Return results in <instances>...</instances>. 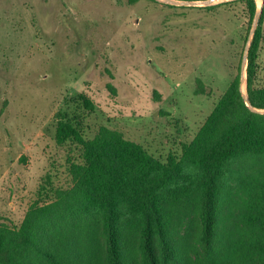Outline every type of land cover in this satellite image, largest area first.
Returning a JSON list of instances; mask_svg holds the SVG:
<instances>
[{"label":"rangeland","instance_id":"rangeland-1","mask_svg":"<svg viewBox=\"0 0 264 264\" xmlns=\"http://www.w3.org/2000/svg\"><path fill=\"white\" fill-rule=\"evenodd\" d=\"M227 1L0 0V224L19 225L52 199L40 194L49 173L54 187L71 184L67 159L80 146L55 142L63 115L85 138L106 126L162 160L180 154L231 80L246 77L261 4L251 21L244 3ZM256 83L264 85V42ZM90 241L104 264L100 225L88 234L75 224L52 242L83 251ZM127 242L139 258L134 230ZM54 255L40 264H67Z\"/></svg>","mask_w":264,"mask_h":264},{"label":"trees","instance_id":"trees-1","mask_svg":"<svg viewBox=\"0 0 264 264\" xmlns=\"http://www.w3.org/2000/svg\"><path fill=\"white\" fill-rule=\"evenodd\" d=\"M237 2L252 21L256 1L226 3ZM263 42L264 0L248 48L245 87L260 110L264 85L256 80ZM54 139L80 146L67 159L71 184L54 187L49 173L40 194L49 191L52 199L32 205L19 225L0 224V264H40L42 256L55 260L56 250L67 264H99L95 242L83 251L76 243L59 249L52 242L75 224L88 234L101 226L104 264H264V112L246 104L239 75L180 154L166 160L106 126L85 138L79 121L64 115ZM133 230L139 258L127 242ZM187 248L193 261L182 252Z\"/></svg>","mask_w":264,"mask_h":264},{"label":"water","instance_id":"water-1","mask_svg":"<svg viewBox=\"0 0 264 264\" xmlns=\"http://www.w3.org/2000/svg\"><path fill=\"white\" fill-rule=\"evenodd\" d=\"M172 3H184V4H190V3H194L192 1H187V0H168ZM210 1H214V0H210ZM261 7H262V0H261V5L259 6V11L257 12L256 16H255V21L253 23V28H252V33H254V30H255V27H256V24H257V20H258V17H259V12L261 10ZM249 44H247V46L245 47L244 49V57H243V66H244V63L247 61V55H248V48H249ZM243 83L246 84V77L244 76H241L240 77V87H241V90H242V95L245 99V102L246 104L252 109V110H255V111H259V112H264V109L263 110H260V109H257V108H254L251 103L249 102L248 98H247V95H246V91L243 89Z\"/></svg>","mask_w":264,"mask_h":264},{"label":"bare ground","instance_id":"bare-ground-1","mask_svg":"<svg viewBox=\"0 0 264 264\" xmlns=\"http://www.w3.org/2000/svg\"><path fill=\"white\" fill-rule=\"evenodd\" d=\"M257 2H258V5H260V4H261V0H257ZM243 85H244V83H243Z\"/></svg>","mask_w":264,"mask_h":264}]
</instances>
